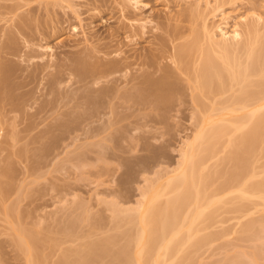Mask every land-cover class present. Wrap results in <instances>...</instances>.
<instances>
[{"label": "rangeland", "instance_id": "obj_1", "mask_svg": "<svg viewBox=\"0 0 264 264\" xmlns=\"http://www.w3.org/2000/svg\"><path fill=\"white\" fill-rule=\"evenodd\" d=\"M136 1L0 0V41L8 38L21 50L20 57L1 52L3 60L19 63L24 76L43 70L25 87L28 93L24 99L31 101L25 115L20 114L23 118L18 113L0 115V264H58L63 257V264H121L126 249H130L125 252L130 255L129 261L132 259L130 264H152L148 257L152 254L142 259V245L133 243L142 232L139 219L143 212L155 202L163 206L171 196L167 183L180 172L187 143L201 126H229L247 115L246 111L217 110L211 115L207 111L213 102L217 108L223 107L242 86L231 88L226 81L225 90L221 89L224 84L219 88L217 83L218 88H213L219 93H202L196 81L179 69L172 81L173 90L164 99H139L135 89L119 83L114 86L117 96L97 111L89 112L76 103L85 90L78 89L80 84L69 76L66 60L111 38L120 42L122 52L158 49L157 61L168 68H174V46L193 43L187 55L191 60L186 57L190 68L201 45L208 48L204 27L219 39L216 26L220 22L229 21L231 26L243 16L246 21L239 23L241 31L253 37L256 33L260 38L254 37V41L245 34L242 41L252 39L264 54V0H140L138 5ZM133 25L145 27V33L133 37L126 30ZM191 33L198 35L194 36L198 43ZM30 50L35 58L25 56ZM252 79L256 85L250 87V82L247 86L256 90L259 77ZM53 82L58 93L43 96L47 84ZM124 94L133 95V102L125 101ZM45 97L55 100L48 106L51 110L47 107L49 112L33 115ZM35 98L37 102L33 103ZM60 124L67 127H54ZM28 126L36 128L27 130ZM246 127L250 126L229 127V134L215 138V143L211 138L216 147L207 146L211 154H206L209 159L201 171L206 196H214L212 209L208 207L207 211L211 218L208 215L205 223L211 221L208 226L201 222L200 234L206 236L201 243L184 245L177 258L170 259L176 264H264V193H260L264 188L255 190L256 184L264 183V121L251 141L256 142L245 147L239 137ZM243 155L250 161V169H255L247 177L251 181L245 179L248 189L254 187L245 198L240 194L244 178L237 177L235 171L239 162L240 166L244 164ZM148 237L149 232L145 240ZM127 242L132 244H128L129 249ZM90 244L95 245L88 255L93 256L92 263L87 257L89 262L83 257L79 263L80 257L76 258L74 252L89 246L91 249Z\"/></svg>", "mask_w": 264, "mask_h": 264}, {"label": "bare ground", "instance_id": "obj_2", "mask_svg": "<svg viewBox=\"0 0 264 264\" xmlns=\"http://www.w3.org/2000/svg\"><path fill=\"white\" fill-rule=\"evenodd\" d=\"M138 3H140V0L136 1L137 5ZM258 18H260V16ZM242 21L243 22L246 21V18L243 16L239 18V21H237L236 19V22L233 23L231 26H230L231 23H229V21L220 22V24L216 26V31L217 30L220 31L221 34V37L219 39H215V35H214L215 32L214 33L212 32V34H210L211 31L209 32V29H207V27H204V31L207 32L205 34L208 35L206 36V39L208 38L207 42L209 43L208 48L206 47L207 45H205V48H203V45H201L202 48L199 50L197 49L200 53V54L197 53L199 56L198 57L196 56L197 58L195 61L194 60H192L191 62L189 61L190 63L194 61L192 63L194 64L193 68L191 66L192 64L190 65V68L187 66L188 60H186L187 55L191 53L190 52L191 49L193 50L194 45L191 42H190L191 44L187 43L179 46H174L171 57L172 62L174 64V68H168L167 66H163L160 62L157 61L156 58H158L159 55L158 49H152L153 50L152 52L146 51L145 53L144 52L138 53L136 50L133 51V53H130L131 51L122 52L120 48L121 47L120 42L117 41L115 38L109 39L108 42L98 43V45L93 49L81 50L79 52H76L71 57H68V59L66 60L65 65L69 70V76L73 77L74 83L80 84L78 86V89L85 90V94L82 95L78 100H76V103H79L80 106H86L89 112L97 111L103 104L111 102L114 96L115 97L117 96V94L114 93V86L119 83L120 84L124 83L125 87L129 90L135 89L138 93L137 97L139 99L145 98V96L146 97L154 96L164 99V96L173 90L172 81L175 78V75H177L176 70L178 69L179 71L182 70L181 72H183L184 75L188 76L189 79H194L197 84V85L195 84V86H197V88L199 87L198 89L202 90V93L203 90L204 91L206 90L205 92L207 91L211 92L212 90L214 91V88L216 86L221 85L218 86L219 88H221L223 84H224L223 88L221 89L225 90L224 88L226 81H227L226 84L230 83V85L227 86H231V85L242 86L240 87V91H237L238 90L237 89L236 90L237 92L235 91L236 94L233 93V96H230L232 98H228L229 100L227 99L228 100L227 102H225L226 100L224 101V104H222L223 107L217 108L215 106L216 103L213 102L207 111L210 115L216 112L217 110L226 111L228 113H233V112L235 113L237 111H246L247 115H245V117L243 116V118H241L242 119L241 121L237 120L238 122L237 121L232 122L230 123L231 125L228 123L229 126L223 123L222 124L209 123L207 126H203V127L201 126V128L197 132H195L192 141L187 143L185 157L180 172L175 177H172L167 183L166 190L172 191V192L170 191L172 193L171 196H169L170 198L169 197L167 198L168 200H166L164 204H162L163 206H160V204H156V202L151 204L140 217L139 223L142 226L141 229L142 232L139 234V236L136 239H134V241L136 240L135 242H133V239H130L131 241L130 240L129 241L131 243L133 242L135 245L136 244L142 245V248L140 249L139 252L141 258L144 259L146 257V259H148V257H150V259H152L151 260L152 264H169V262L172 259L174 260L176 255H178V253L181 252V249L184 247V245L186 246L191 242L194 244L195 242L201 243V241H203L201 240V238L206 237L201 235L202 234L201 225L203 223L202 226L205 225L208 226V224L210 223L209 221H211L208 219V224L205 223L206 217H208V215L209 218H211L210 217L211 214H208L207 211H209L208 207L209 208L210 206L212 207V202L214 203V198H213L214 196H212L213 199L212 198L208 199V195L206 196L207 189L205 188L206 190H203L205 186H203L202 188V184L205 182H203L202 180L203 174L201 175V173L203 172L202 171L204 169L203 167L207 165L206 164L207 159H209L208 154H211L207 152L208 147L211 146L210 148L213 149L216 147V146L214 147L213 144L216 141L215 138L219 139L224 134L225 135L226 133L229 134V127L231 128V126L233 125L234 127H236V129L237 128L240 129L242 128V126H250L249 128L246 127L247 130L244 133H242V137L241 136L239 137V143L241 146H245V147L248 146L249 144L252 145L256 141H253V143H251V141L256 139L255 138L256 132L257 130L260 131L261 128L260 129L258 128L264 121L263 120L264 118V54L260 52L258 46H256L254 43L255 41L254 37H257V34L251 30L254 33V37H253V34H251L250 32L248 34V31L245 33L244 31L243 32L241 31V25L239 23ZM229 27L231 29H229ZM144 28L145 27L138 28L133 25V29L127 28L126 30H130L131 33H133V37H134L137 34L145 33ZM248 28L249 29L247 30L250 31L251 28L249 26ZM258 31L259 30L257 29V32ZM192 33L191 35L193 36L191 37L197 35ZM243 35H245L246 37L249 36V38H252L254 41L248 38L247 39L245 38L246 40V41L244 40L245 42L242 41L244 37ZM195 39L198 38L194 37V41ZM261 40L262 39H260V43H262ZM258 41L256 42V44L257 43L260 44ZM196 46L198 47V45ZM1 52H5L6 55L20 57L21 50L17 49V47L14 45V42L12 40H9L8 38H6L4 41H0V115L3 114L2 116L4 115L7 116V114L9 113H14V114L18 113V115L24 113L23 115H25L24 112L25 107L29 105L31 101V99H24V96L27 95L28 93L27 91H25V87L34 83L35 77L39 76L41 72H43V70L40 69L39 72L34 71L32 74L24 76L22 66L19 63L12 64L11 60L9 59L4 61L3 60L4 55H1ZM100 53L102 54L98 55ZM25 56L28 58H35L36 54L33 50H30V51H25ZM188 59L191 60V58ZM185 61L186 64H184ZM183 65H185L184 67H186V70L184 67H182ZM34 66L35 67L39 66L38 62L34 63ZM182 68H184V70ZM170 69L171 70L174 69L173 72L175 71L174 72L175 74ZM123 71H126V73H123ZM57 75H60V73L58 72ZM257 76L259 77V80H257L258 81L257 88L255 87L256 90L254 88H253L254 90H252L250 87L253 86L256 83V81L252 82L251 80H253L252 79L253 77H257ZM29 77L30 80H27V78ZM249 83L252 85H249ZM247 85H249L250 87H248ZM233 86H231V88ZM56 88L57 87L55 82L51 84H47L46 92L44 93L43 96L49 97L51 96V94L56 95V93H58L56 92L58 91L56 90ZM217 93H219V91ZM49 99L48 98L46 99L45 97V100L36 107V111L33 115L38 116L43 112L45 113L47 110L46 108L48 106L50 107L53 106L55 100H53V98L50 100ZM34 100L35 101L33 103H36L37 102L36 98ZM124 100L132 103L133 95L131 94L125 95ZM50 107H48V109H50ZM111 109L113 108H110V110ZM47 112L49 111L47 110ZM1 121L2 120H0V122ZM239 121L241 124L239 123ZM31 127L33 128L35 126H28L27 130L31 129ZM54 127L59 128V127H67V126H65L64 124H60ZM54 127L52 126V128ZM2 129L3 127L2 125H0V131ZM211 138L214 139L211 140ZM210 140L212 142L213 140L215 141L211 144ZM218 141L216 142V144L219 143ZM206 143L207 145H205ZM235 143H233V145ZM200 145H202V147L203 145L208 147L207 148L203 147V149H201ZM251 145L249 147H251ZM199 148L205 151L207 149V151L205 153L201 152V150L200 151L198 150ZM247 150L251 151V149L249 150V148ZM245 155L243 156L245 157ZM244 159L245 162H247L248 159H246V157ZM245 162H241L245 164V165L243 164L242 166L239 165L240 162L239 163L236 162V164L238 163L239 167L238 165L236 168L234 167L236 169L235 171L237 172L236 176L243 177L244 178L243 180L245 181V182L243 181V185L241 184L242 181L241 182L238 181L240 182L239 184H241L243 187L242 189H240V191L242 190V193L240 194L242 196L244 195L243 196L244 198L246 197L245 195L248 194V191L254 189V187L253 188L251 187L252 189H248V183L251 178L248 179L247 177L251 174V171H255V169L254 170L250 169L253 168L248 163L250 161L247 162L249 167H247V164ZM252 173L255 174V172ZM245 179L248 181V183L246 182ZM232 183H235V181L234 182L232 181ZM232 183L231 184L228 183L229 186L232 185ZM239 186L237 183L236 187ZM259 188L263 189L264 183L263 184L259 183L255 185V190ZM263 191L262 192L259 191V192L263 195L264 193ZM256 192L258 193V195H261L258 191ZM209 196L211 195L209 194ZM237 202H234L233 204ZM237 204H240V202ZM185 207L189 211L187 209L185 210ZM184 211L185 212L188 211V212L185 214ZM147 232H149V237L145 240V234ZM151 242L155 243L156 246L155 244H151ZM131 243L127 242V245L129 244L131 246L132 245ZM197 243L195 244L196 246L198 245ZM90 245H91V249L90 246L85 249L87 251L90 250L89 253L87 252L88 254L87 253L84 254L85 250L80 251L81 253L79 251L74 252L75 256L77 255L76 258L80 257L79 263H82L81 258L83 257L85 260L87 258L91 259V257H93L92 255L89 257L88 255L93 253V246L95 245L93 244ZM127 245L126 247L124 246L122 247L124 248L123 250H121L122 252H124V250L127 248ZM129 245H128V249L130 248ZM153 245L156 247V249H152L154 247ZM97 246H101V245L98 244ZM128 251L127 249L125 250V252ZM152 251L154 252L151 253ZM125 252H124L125 260L123 259L124 260L123 262L121 260V264H130V261L132 259L129 257L130 258L129 261L128 256L130 255L129 253L127 254ZM147 254L148 255L152 254V255L147 257L146 256ZM61 259L59 260V262L56 263L63 264L64 262H66L65 257H63L62 260ZM73 259L74 258H72V260ZM87 260L86 262H89ZM90 262L92 263V259ZM172 262L173 261H171V263ZM175 262L177 261H174L172 264H174ZM137 264H141V263H137Z\"/></svg>", "mask_w": 264, "mask_h": 264}]
</instances>
